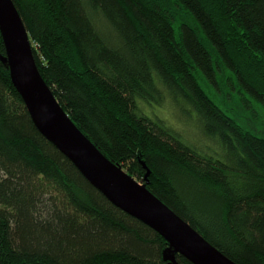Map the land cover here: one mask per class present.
<instances>
[{"label":"trees","instance_id":"1","mask_svg":"<svg viewBox=\"0 0 264 264\" xmlns=\"http://www.w3.org/2000/svg\"><path fill=\"white\" fill-rule=\"evenodd\" d=\"M14 2L42 76L83 132L140 181L145 162L147 187L230 258L264 264V133L217 96L224 79L264 112V0ZM5 53L0 31V264H165L167 240L37 129ZM167 95L196 111L207 146L146 113Z\"/></svg>","mask_w":264,"mask_h":264},{"label":"water","instance_id":"2","mask_svg":"<svg viewBox=\"0 0 264 264\" xmlns=\"http://www.w3.org/2000/svg\"><path fill=\"white\" fill-rule=\"evenodd\" d=\"M1 55L37 129L111 202L157 230L168 242L165 264L180 253L193 264H240L211 243L120 163L109 158L76 124L41 74L32 41L14 0H0Z\"/></svg>","mask_w":264,"mask_h":264},{"label":"rangeland","instance_id":"3","mask_svg":"<svg viewBox=\"0 0 264 264\" xmlns=\"http://www.w3.org/2000/svg\"><path fill=\"white\" fill-rule=\"evenodd\" d=\"M224 83L225 81L223 79L221 81L222 91L217 95L223 109L229 115H233L240 124H248L249 126L247 127H250L253 131L255 130L258 133H264V112L261 108H245L241 103L242 96L232 90H227V88L224 87ZM159 102H144V107L147 108L146 113L152 117L157 115L168 120L169 123L173 124L179 132H181L184 141L187 143L207 146L206 141L208 140H206L205 136H200L201 132L199 131L202 129V124L197 120L196 111L193 110L194 113L189 112L185 114L184 108L189 110L188 106H186V108L184 104L183 108L181 106L177 108V106L173 104L171 97L168 95L164 96ZM212 146H215V148L212 149L216 151L223 150V148L217 144H213Z\"/></svg>","mask_w":264,"mask_h":264}]
</instances>
